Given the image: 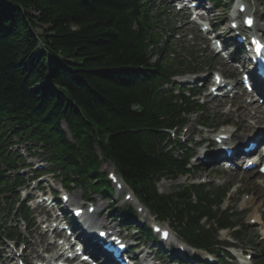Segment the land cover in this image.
Here are the masks:
<instances>
[{"label": "trees", "instance_id": "trees-1", "mask_svg": "<svg viewBox=\"0 0 264 264\" xmlns=\"http://www.w3.org/2000/svg\"><path fill=\"white\" fill-rule=\"evenodd\" d=\"M149 11L146 0H0V164L18 161L3 140L14 128L16 137L45 147L66 183L95 181L96 192L106 193L100 158L112 162L152 214L174 221L191 246L211 248L198 221L216 219L214 196L200 190L194 203V188L163 197L152 184L185 170L154 149L153 132L181 108L159 92L166 68L155 67L160 77L148 71L146 42L157 43ZM9 187L0 182V194ZM3 213L0 206V219Z\"/></svg>", "mask_w": 264, "mask_h": 264}, {"label": "rangeland", "instance_id": "rangeland-1", "mask_svg": "<svg viewBox=\"0 0 264 264\" xmlns=\"http://www.w3.org/2000/svg\"><path fill=\"white\" fill-rule=\"evenodd\" d=\"M150 1L152 2V12H151L152 14H155L157 10L166 12L165 16L163 18L160 17L162 22L157 24V27L155 28L154 32L158 35V37L160 39L161 47L165 46V45L168 46V51L166 53L159 54L156 52L153 53V51L150 52L149 56L151 58L152 63L160 62L161 64H165L166 66L174 65L173 60L179 61V60L184 59V58L186 59L188 57V54L192 51L195 53L193 55V58L195 57L198 59V60H196V62L203 64V66L200 65V67L203 69V72H205V74H209V72H210V74L212 72H220V73H223L226 75L230 74V71H226V69L229 68L227 66L226 62H224L221 57H218L220 59V61L218 59H215V56L213 55V53L211 51H209L207 49V47H205L204 44L201 43L200 40H204V38H202L201 35H199L196 28H194V27L190 28V26L184 25L185 23H183L181 21L180 15L175 13L174 11H172V9L170 10V8L167 7V5L169 4V0H150ZM236 1L237 0H224L222 2V5H221L222 9H218V11H216L213 14V16L211 17L212 18L211 19L212 24L219 26V24L222 23L223 21H227V18L230 14V9L232 7H234V4ZM248 1L250 2V4L252 6L256 7V9L258 10L257 15L259 18V22L256 21V25H258L259 23L264 24V1L263 0H248ZM167 15H168V17H166ZM227 25L228 24L226 23L222 27V29L218 28V31H220V32L225 31ZM171 26L173 27L174 30L172 28H171V30L169 29ZM179 26L182 28L176 30V27H179ZM170 32L173 33V35L176 33L175 38H178V40L171 37ZM166 38H167V40H166ZM225 39L228 40V38H225ZM173 54L175 55L174 56L175 59L171 58L173 56ZM233 74H234V76L236 75L235 72H233L232 75ZM185 85H187V84H185ZM199 87L200 86H197V88H199ZM203 94H204V92H202L201 95H199V96L201 97V96H203ZM225 103L231 104V107H232L231 110H233L235 105L237 104V101L236 100H234V101L226 100ZM205 109L202 108L203 115L202 116L198 115V117H199V119L202 117V119L205 120V123L207 124V126L214 127V126H218L222 123L231 122V119H232L231 116L224 117L223 115H221L222 111L224 112L226 107L223 110L221 107L220 115L214 113L209 108H205ZM189 120H190V122H193L191 118ZM194 130H195V128H194ZM185 137H186V135H185ZM194 152H196V150H194ZM34 158L37 160L32 159V160H28V161L39 162L38 158H36V157H34ZM44 167H45V165H44ZM188 171H189L188 175H186L185 177H179L172 182L165 180V179L161 180L156 185L157 192L159 194L168 196L171 193H173L175 190H178L181 187H183V188L187 187V186L191 185L192 183H194L195 180L199 178L197 176V172H194L192 165H189ZM100 172L105 173V175H107L108 173L113 172V166L107 162L103 163L100 167ZM25 173L28 174L27 171ZM228 173L229 172L222 171V170L213 172L209 176L211 182L207 186L206 190L207 191H209V190L227 191V193L225 192L226 198L224 200V201H226V200L227 201L225 202L223 207L226 206L229 210H231L232 214H234V216L236 217V221L239 222L238 227L240 229V232L243 233V235H241V236H243V238L239 239L241 242L238 241V243H242L244 246H253L254 251H252L251 248L247 249V250H251L252 252H255L254 255H255V257H257L259 255L260 251L262 249H264V240L260 239V237L257 234V231L256 232L249 231L248 228H250V227L247 224L246 225L248 227L245 225V227L243 228L242 226H244L243 222H246V218L250 215V213L253 214L256 209L258 210V208H259L260 211L264 212V184H263L264 183V177H259L253 173L247 179L241 181V185H240L241 189L238 193L237 192L235 193L236 188H237L236 185H238V183H240V182L238 179L235 178L236 175H232L231 177L227 178ZM50 177L52 178V179H50V181H51L50 186L43 184V185H40L39 188H42L46 194H48L49 191L56 193V199L59 200V192H58L59 190L57 189L56 184H59L60 180L57 177H52V176H50ZM249 182H252V183H249ZM255 183H257V186L255 185ZM258 185H260V186H258ZM254 187H256V188H254ZM256 190L260 191V194L255 196ZM33 192L37 193L35 190ZM83 192H84L83 188L71 186L70 190L68 192V195L70 193V197L73 195L74 199H75L76 196L83 197ZM125 194L126 193H123V192L120 193L119 195L114 193L115 196L113 195L111 200L106 199L103 201L99 200V197L95 196V195H91L90 198H93L94 200L99 201V204L103 205V206H109L110 202L115 201V206L110 207L109 209L105 208L106 210L103 212V215H102V216H104L103 217L104 220L108 216L110 218L113 217L112 223L115 224V222L117 223L119 221L118 220L119 219V217H118L119 212H116L115 209L121 208L122 206H129V205H123L126 203V201L124 200ZM14 195H15V192L12 194H9L8 198L10 200L12 199L13 201H16V199L14 198ZM18 195H20V194H18ZM250 195L254 196V198H255V200L253 202V206H251L252 210L246 214L238 211L239 202L242 199L250 198ZM116 197H117V199H116ZM20 198H22L21 195H20ZM20 201L24 202L22 200H20ZM76 202H79V201L76 200ZM75 204L77 205L79 203H75ZM126 204H130L132 206L134 204L133 207L137 206L133 200H132V203H126ZM39 210L40 209L32 212V214L35 216ZM244 216H246V218H244ZM151 218L152 217L149 216L148 213H146V215H143L141 217L142 223L150 226L153 223V221H152L153 219H151ZM40 220H42V217H40ZM163 226L167 227V225H163ZM169 229H170L171 234H172L173 243H176L178 240L175 236V233L172 231V229L170 227H169ZM128 234L131 235V233H128ZM126 235H127V233L124 232L123 236H126ZM246 242H249V243H246ZM2 248H5V247H2ZM0 251H1V248H0ZM8 256H9V254H7V250L5 251V253L3 255H1V260H3L2 261L3 264H6L10 261V259H7ZM253 260H254V258H252L251 262H253ZM246 262H249V261H246Z\"/></svg>", "mask_w": 264, "mask_h": 264}, {"label": "bare ground", "instance_id": "bare-ground-1", "mask_svg": "<svg viewBox=\"0 0 264 264\" xmlns=\"http://www.w3.org/2000/svg\"><path fill=\"white\" fill-rule=\"evenodd\" d=\"M241 4V2L236 3L235 5V9L239 8V5ZM263 27V26H261ZM254 32L260 36L264 37V27L263 30L262 29H258L257 27L254 29ZM217 59V58H215ZM204 103L206 104V108H209L211 111H213L214 113L220 115V109L223 106L224 102H216L215 104H212L209 106V104H211L210 100H209V96L205 95L204 96ZM224 117L227 116H231V122L232 124H234L236 126V128L241 132V135H243V133H249L250 130L252 129V126L248 123V121H253L255 122L257 125H259L260 123H264V108H259L253 104H245L244 102L238 103L235 105L233 110H228L225 114H222ZM190 133H193V131H190ZM219 134H225L224 132H220ZM262 134H264V132H262ZM240 135V136H241ZM255 136V134H254ZM253 136V137H254ZM232 137H237V135H232ZM242 140L237 139L236 145L234 146L235 148H238L239 145L241 144ZM207 156L204 154L202 159L197 158V163H198V168H197V176L200 178H204L207 180H210V173L209 170H205L202 171L204 168H206L208 166V163H210V160L207 162H204V158H206ZM232 175H236L235 178L239 180V182L241 183L242 180L247 179L249 176L252 175V172H248V173H239V174H228L227 178L231 177ZM252 183V182H249ZM256 188V187H254ZM260 194V191L256 190L255 192V196ZM79 200L80 197L76 196L75 201ZM107 206H97V210L96 213L93 215V218L91 219V226L89 225V229L91 230V232H93V229L91 227L93 226H97V228L102 229L105 225L106 222L103 220L100 222V213L104 210V208ZM64 210H66L64 208ZM110 220V219H109ZM108 221V220H107ZM145 258H147V256H145Z\"/></svg>", "mask_w": 264, "mask_h": 264}, {"label": "snow or ice", "instance_id": "snow-or-ice-1", "mask_svg": "<svg viewBox=\"0 0 264 264\" xmlns=\"http://www.w3.org/2000/svg\"><path fill=\"white\" fill-rule=\"evenodd\" d=\"M249 23H251V21H249Z\"/></svg>", "mask_w": 264, "mask_h": 264}]
</instances>
